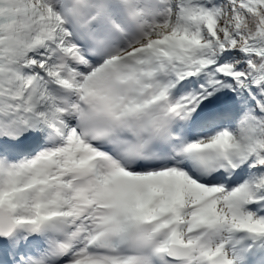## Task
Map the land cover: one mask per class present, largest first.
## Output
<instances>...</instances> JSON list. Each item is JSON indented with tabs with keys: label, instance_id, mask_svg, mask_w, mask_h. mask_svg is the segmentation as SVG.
Here are the masks:
<instances>
[{
	"label": "snow or ice",
	"instance_id": "6c2138e0",
	"mask_svg": "<svg viewBox=\"0 0 264 264\" xmlns=\"http://www.w3.org/2000/svg\"><path fill=\"white\" fill-rule=\"evenodd\" d=\"M0 264H264V0H0Z\"/></svg>",
	"mask_w": 264,
	"mask_h": 264
}]
</instances>
